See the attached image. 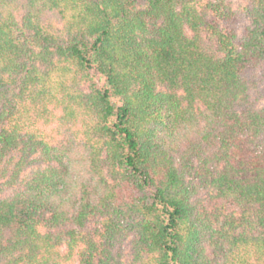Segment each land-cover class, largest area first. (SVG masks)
Wrapping results in <instances>:
<instances>
[{
  "label": "trees",
  "instance_id": "trees-1",
  "mask_svg": "<svg viewBox=\"0 0 264 264\" xmlns=\"http://www.w3.org/2000/svg\"><path fill=\"white\" fill-rule=\"evenodd\" d=\"M262 101L264 0H0V264H264Z\"/></svg>",
  "mask_w": 264,
  "mask_h": 264
},
{
  "label": "rangeland",
  "instance_id": "rangeland-1",
  "mask_svg": "<svg viewBox=\"0 0 264 264\" xmlns=\"http://www.w3.org/2000/svg\"><path fill=\"white\" fill-rule=\"evenodd\" d=\"M234 2H236V4H241L243 2V0H233ZM264 102V101H262ZM129 252V246L126 245V249H125V253L127 254ZM125 259H127V257H125Z\"/></svg>",
  "mask_w": 264,
  "mask_h": 264
}]
</instances>
